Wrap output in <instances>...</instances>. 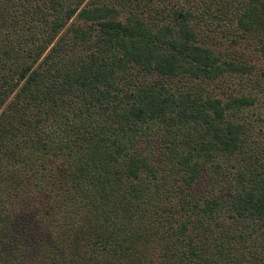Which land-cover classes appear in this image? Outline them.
Segmentation results:
<instances>
[{
	"label": "trees",
	"instance_id": "16d2710c",
	"mask_svg": "<svg viewBox=\"0 0 264 264\" xmlns=\"http://www.w3.org/2000/svg\"><path fill=\"white\" fill-rule=\"evenodd\" d=\"M0 264H264V0H0Z\"/></svg>",
	"mask_w": 264,
	"mask_h": 264
}]
</instances>
